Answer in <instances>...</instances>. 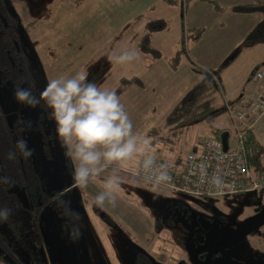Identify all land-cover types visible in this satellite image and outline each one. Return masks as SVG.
Here are the masks:
<instances>
[{
    "label": "rangeland",
    "instance_id": "rangeland-1",
    "mask_svg": "<svg viewBox=\"0 0 264 264\" xmlns=\"http://www.w3.org/2000/svg\"><path fill=\"white\" fill-rule=\"evenodd\" d=\"M249 2L252 0H21L8 9L20 19V38L32 62L38 95L49 80L80 71H86L88 80L102 89L114 91L123 80L139 79L138 85L124 87L118 96L134 130L151 140L153 155L158 158L166 148L183 155L208 135L204 121L192 122L185 129L173 128L180 98L203 80L190 71L191 65L220 78L218 89L206 91L211 104L236 100L250 88L249 75L264 63V39L248 42L244 37L259 17L230 11L233 5ZM153 20L163 21L161 29L146 28ZM124 50H136L137 60L119 65L109 58ZM14 91L0 79V105L6 119H19L32 150L41 190L34 202L50 197L33 218H27L15 240L6 236L19 264H133L139 253L153 262L201 264L196 244L200 215L243 221L264 211V189L249 195L192 198L123 172L124 190L117 195L115 206L105 204L93 211L88 206L107 173L86 188L75 187L74 164L56 134L51 110L19 103ZM203 98L201 95V102ZM254 120L252 130L260 144L258 164L264 165V112ZM210 123L230 130L226 113ZM51 130L45 151L43 136ZM229 132L230 146L233 134ZM11 190L25 209L32 208L25 191L15 186ZM61 198L71 202V211L79 213L78 222L63 214ZM74 227L79 229L76 238L72 236ZM257 227L264 230V217L250 229ZM209 235L210 245L216 236ZM0 259L3 264H14L2 252Z\"/></svg>",
    "mask_w": 264,
    "mask_h": 264
},
{
    "label": "clouds",
    "instance_id": "clouds-1",
    "mask_svg": "<svg viewBox=\"0 0 264 264\" xmlns=\"http://www.w3.org/2000/svg\"><path fill=\"white\" fill-rule=\"evenodd\" d=\"M138 56L136 50H124L109 58L119 65H129ZM14 97L31 107L43 102L51 110L56 134L74 164L75 187L86 188L107 173L100 181L101 190L88 206L91 210L105 204L115 206L117 195L124 190L120 173L133 165L137 174L143 173L158 184L169 179L163 166L155 163L151 140L134 130L120 97L114 90L102 89L89 81L86 71L49 80L39 96L33 95L30 88L17 87ZM16 148L25 158L32 155L23 139L17 141ZM15 158L16 153L10 151L8 159ZM70 204L63 198L59 201L63 214L78 222L80 215L70 210ZM7 214V210L0 211V217L6 218ZM78 235L79 229L74 227L73 238Z\"/></svg>",
    "mask_w": 264,
    "mask_h": 264
},
{
    "label": "trees",
    "instance_id": "trees-1",
    "mask_svg": "<svg viewBox=\"0 0 264 264\" xmlns=\"http://www.w3.org/2000/svg\"><path fill=\"white\" fill-rule=\"evenodd\" d=\"M19 1L21 0H0V79L9 83L14 89L17 87L30 88L33 95L39 96L36 89L32 62L20 38V19L8 9L10 5ZM230 11L237 14L250 13L257 15L259 19L245 35L244 40L256 42L264 39V0H252L249 3L233 5ZM163 24L161 20H153L146 24V28L151 31L158 30L161 29ZM144 48L145 43L143 41L139 50L142 52ZM177 55L178 51L175 53L173 59L174 64L176 63ZM190 71L200 74L207 84L204 85L203 80L195 83L180 98L177 113L173 117L175 120L173 128L182 127L185 129L192 122L204 121L207 124L205 130L210 136L217 138V135L221 131H226L229 135V129L214 126L210 122L220 114L222 115L228 110L235 109L238 106V97L236 100L225 101L219 106L211 104L212 98L206 97V91L218 89L221 84L220 78L215 72L203 71L194 68L193 65L190 66ZM139 83V79L136 78L123 80L119 83L115 92L118 95L124 87L132 84L138 85ZM201 95L205 100L203 102L200 100ZM206 102L210 104L206 105ZM36 108L46 110V105L41 102ZM51 135L52 130L43 136V148L45 151L47 150L46 137L50 138ZM19 139L26 141V137L19 125V119L8 122L6 114L0 105V211L7 210L8 212L6 218L0 217V252L14 264H19V259L14 252L13 246L6 240V236L11 235L14 239L17 236L19 228L27 222V218H33L38 208L50 198L43 196L38 203L34 202L35 196L41 191L38 176L34 169L33 159L31 157H23L16 148V143ZM156 139L154 138V140ZM166 140L169 141L168 139ZM156 141H159V138ZM244 148L249 168L253 167L250 169L254 172H264V165L258 164L257 153L260 150V144L256 140L252 129L244 136ZM166 150L170 151L167 148ZM10 151L16 153L15 159H8ZM11 186L25 191L32 201V208L30 210L25 209L21 205L15 192L11 190ZM141 260L144 261V258L142 255H138L135 258V263L139 264ZM2 262L0 259V264H3Z\"/></svg>",
    "mask_w": 264,
    "mask_h": 264
},
{
    "label": "built area",
    "instance_id": "built-area-1",
    "mask_svg": "<svg viewBox=\"0 0 264 264\" xmlns=\"http://www.w3.org/2000/svg\"><path fill=\"white\" fill-rule=\"evenodd\" d=\"M250 88L238 96V106L226 116L232 132V144L222 151L209 134L195 141L183 155L167 153L155 158L163 166L169 179L156 183L145 174H137L135 165L123 172L148 185L164 188L172 193L192 198L253 193L264 189V172L249 168L244 148V136L252 129L254 119L264 112V63L248 77Z\"/></svg>",
    "mask_w": 264,
    "mask_h": 264
},
{
    "label": "flooded vegetation",
    "instance_id": "flooded-vegetation-1",
    "mask_svg": "<svg viewBox=\"0 0 264 264\" xmlns=\"http://www.w3.org/2000/svg\"><path fill=\"white\" fill-rule=\"evenodd\" d=\"M199 219L196 244L199 259L202 260L201 264H264V230L258 227L250 229L255 221L250 224L248 231L240 240L232 242L244 220L239 221L216 214L200 215ZM209 233L216 236L215 241L210 245L207 241V238L211 237ZM138 255L144 258L139 264H168L165 261H150L143 253L137 254L135 258ZM133 264H136L135 259Z\"/></svg>",
    "mask_w": 264,
    "mask_h": 264
},
{
    "label": "water",
    "instance_id": "water-1",
    "mask_svg": "<svg viewBox=\"0 0 264 264\" xmlns=\"http://www.w3.org/2000/svg\"><path fill=\"white\" fill-rule=\"evenodd\" d=\"M227 136L228 133L226 131H221L217 135V140L221 146L222 151H225L227 149ZM262 217H264V211H261L252 217L246 218L243 221L237 236L232 240V242H237L238 240H240L243 235L248 231L250 224Z\"/></svg>",
    "mask_w": 264,
    "mask_h": 264
},
{
    "label": "crops",
    "instance_id": "crops-1",
    "mask_svg": "<svg viewBox=\"0 0 264 264\" xmlns=\"http://www.w3.org/2000/svg\"><path fill=\"white\" fill-rule=\"evenodd\" d=\"M256 65H257V64H256ZM256 65H255V66H256ZM255 66H254V67H255ZM164 152H165L164 154H167V153H172L171 151H167V150H166V151H164ZM164 154H163V155H164Z\"/></svg>",
    "mask_w": 264,
    "mask_h": 264
}]
</instances>
